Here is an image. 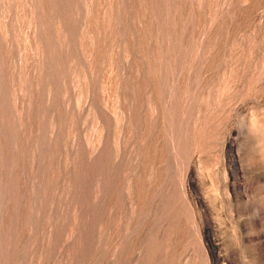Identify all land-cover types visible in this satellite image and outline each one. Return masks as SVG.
Wrapping results in <instances>:
<instances>
[{
	"label": "rangeland",
	"instance_id": "1",
	"mask_svg": "<svg viewBox=\"0 0 264 264\" xmlns=\"http://www.w3.org/2000/svg\"><path fill=\"white\" fill-rule=\"evenodd\" d=\"M0 264H264V0H0Z\"/></svg>",
	"mask_w": 264,
	"mask_h": 264
}]
</instances>
